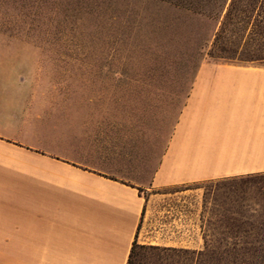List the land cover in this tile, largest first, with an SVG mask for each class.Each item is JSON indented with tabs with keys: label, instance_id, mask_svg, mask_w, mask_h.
<instances>
[{
	"label": "crops",
	"instance_id": "0c3cea01",
	"mask_svg": "<svg viewBox=\"0 0 264 264\" xmlns=\"http://www.w3.org/2000/svg\"><path fill=\"white\" fill-rule=\"evenodd\" d=\"M0 58L18 61L0 66V264H126L133 243L200 252L212 207L203 185L264 174V65L202 64L136 183L99 137L106 100L23 81V51Z\"/></svg>",
	"mask_w": 264,
	"mask_h": 264
},
{
	"label": "rangeland",
	"instance_id": "374dc122",
	"mask_svg": "<svg viewBox=\"0 0 264 264\" xmlns=\"http://www.w3.org/2000/svg\"><path fill=\"white\" fill-rule=\"evenodd\" d=\"M185 21L143 0H0V52L23 51L25 82L49 88L68 83L69 89L51 92L106 100L99 137L122 165V178L145 183L194 81L189 51L180 43ZM0 62L3 68L18 63ZM213 63L225 64H202ZM0 93L3 110L9 94L1 83ZM216 182L203 187L211 193ZM142 261L184 264L185 257L153 253Z\"/></svg>",
	"mask_w": 264,
	"mask_h": 264
},
{
	"label": "trees",
	"instance_id": "16d2710c",
	"mask_svg": "<svg viewBox=\"0 0 264 264\" xmlns=\"http://www.w3.org/2000/svg\"><path fill=\"white\" fill-rule=\"evenodd\" d=\"M143 1L186 19V37L180 43L189 51L194 79L205 59L264 65V0ZM205 199L212 207L202 251L133 243L126 264H142L153 253L184 256V264H264V174L217 181L211 193L205 189Z\"/></svg>",
	"mask_w": 264,
	"mask_h": 264
}]
</instances>
